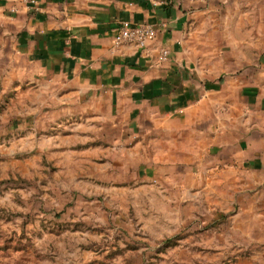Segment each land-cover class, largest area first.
<instances>
[{"label": "rangeland", "instance_id": "obj_1", "mask_svg": "<svg viewBox=\"0 0 264 264\" xmlns=\"http://www.w3.org/2000/svg\"><path fill=\"white\" fill-rule=\"evenodd\" d=\"M45 81L0 58V264H264V201L242 181Z\"/></svg>", "mask_w": 264, "mask_h": 264}, {"label": "crops", "instance_id": "obj_2", "mask_svg": "<svg viewBox=\"0 0 264 264\" xmlns=\"http://www.w3.org/2000/svg\"><path fill=\"white\" fill-rule=\"evenodd\" d=\"M139 23L156 29L145 47L114 43ZM2 57L119 133L157 134L175 164L224 167L250 204L264 201V0H0Z\"/></svg>", "mask_w": 264, "mask_h": 264}, {"label": "built area", "instance_id": "obj_3", "mask_svg": "<svg viewBox=\"0 0 264 264\" xmlns=\"http://www.w3.org/2000/svg\"><path fill=\"white\" fill-rule=\"evenodd\" d=\"M156 36V29L147 23H139L135 25L121 24L114 36L115 44L132 43L138 47H145ZM168 56L166 48L160 51L161 59Z\"/></svg>", "mask_w": 264, "mask_h": 264}]
</instances>
